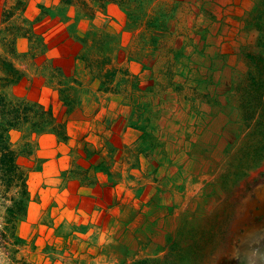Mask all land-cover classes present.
Segmentation results:
<instances>
[{"label": "rangeland", "instance_id": "obj_1", "mask_svg": "<svg viewBox=\"0 0 264 264\" xmlns=\"http://www.w3.org/2000/svg\"><path fill=\"white\" fill-rule=\"evenodd\" d=\"M0 92V264H264V0H0Z\"/></svg>", "mask_w": 264, "mask_h": 264}, {"label": "trees", "instance_id": "obj_2", "mask_svg": "<svg viewBox=\"0 0 264 264\" xmlns=\"http://www.w3.org/2000/svg\"><path fill=\"white\" fill-rule=\"evenodd\" d=\"M3 64L2 68L6 73L3 79L6 82L14 81V73L18 70L14 69V64L9 60L3 59ZM31 106L33 105L27 104L23 99L14 100V98H9L3 92H0V185L4 190L19 187L18 192L21 195L26 193L24 170L16 161L17 153L8 140V130L29 117ZM11 199L12 204L7 207L9 211L6 216L7 220H12L23 209L21 198L16 199L13 194ZM141 261V264H145L150 260L143 259Z\"/></svg>", "mask_w": 264, "mask_h": 264}, {"label": "bare ground", "instance_id": "obj_3", "mask_svg": "<svg viewBox=\"0 0 264 264\" xmlns=\"http://www.w3.org/2000/svg\"><path fill=\"white\" fill-rule=\"evenodd\" d=\"M260 189H261V191H259L260 192V195H264V180L262 181V183H261V185H260Z\"/></svg>", "mask_w": 264, "mask_h": 264}]
</instances>
